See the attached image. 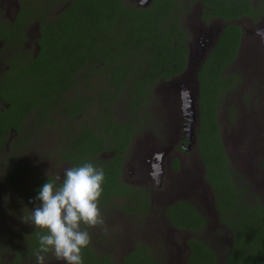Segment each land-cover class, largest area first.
I'll return each mask as SVG.
<instances>
[{"label":"flooded vegetation","instance_id":"1","mask_svg":"<svg viewBox=\"0 0 264 264\" xmlns=\"http://www.w3.org/2000/svg\"><path fill=\"white\" fill-rule=\"evenodd\" d=\"M8 4V8L1 6L0 9L5 11L7 20L12 21L18 9L16 10V6L11 9L12 4L10 2ZM200 14L201 11L199 13L201 26L206 27L214 22L211 21L208 24L202 22ZM234 26L239 29L240 36L236 56L230 64L237 60L240 70L236 73L238 77L233 78L223 77V71L226 69L222 71V80L228 84L231 82V86L227 87L223 93L229 89L234 91L235 85L244 82V89L252 90L255 99L258 98L261 103H258V107L255 108L250 105L240 115L234 113L233 115L232 109L227 115V123H230L229 115L234 117L232 120L234 123L231 126L228 125L231 129L229 137L236 139L250 137L253 142H256L252 153L244 152L243 148V152L236 151L235 155H230L227 151L225 154L228 164L236 172L244 175L249 181L251 190L256 192L259 191L258 175L261 172L264 173V163H254L252 172L256 174V178H252L251 173L248 174L250 166L245 167L243 158L250 154L252 157L264 155V11L258 10L253 18L244 17L234 22ZM33 27H35V34L32 37L34 50L31 51L32 46L26 41ZM38 28L35 23L23 28L25 36L23 47L28 55L36 56L38 53ZM223 31L216 37L208 54L217 44ZM202 33L200 38L209 39L207 32ZM215 36L211 39L214 40ZM187 45L189 49V44ZM1 48L2 42H0V51ZM6 71L7 67L2 54L0 55V83L3 85L5 75L8 73ZM81 74H84V77H80ZM3 75L4 78L1 80ZM102 75L101 72H84L83 69L76 72L74 77L66 81L65 92L58 99L59 103L55 105L57 110L44 109L45 112L41 115L46 117L45 119L42 117L25 119L22 126L27 132L26 137L17 136L11 130L0 154V191L8 195L20 194L22 211L19 210V218H24V221H16L17 230L11 232L7 241L5 237L8 235L4 234L8 232L1 233L0 264H73L75 239L85 240L84 236L88 239L92 228L100 229L106 226L108 230L116 227L123 231V234L119 236L121 241L123 240L122 243L119 245L115 243L113 247L102 250L98 247L95 249L88 240L85 241L98 255L109 254L110 260H113L115 264H192L189 262L192 250L189 241L197 237L209 242L218 264H222L226 252L232 247V235L220 221L221 214L217 210L216 196L198 152L199 122L198 125L195 123L191 125V129L193 128L191 132L186 118L179 109L175 116L170 115L162 121L160 132L163 134H158L149 128L146 130L145 126H150V122L153 123V121L141 119L139 124L128 119V81L112 79L109 82L111 85H108L107 80H101ZM87 79L93 81L87 82ZM233 81H235L234 84ZM32 82L35 83V80ZM87 83L92 87L96 85L98 89L102 86L110 93V96L106 97L107 110H101L97 106L94 114L98 118L93 121H90L89 117L83 118L82 113L76 114L73 119L66 117L64 111L67 112L72 107L82 110L81 104H84V101L79 103L76 98L71 100V97L76 93L82 95L87 90L85 88ZM115 93H118V98L125 96L124 112L126 114L122 120H119L114 114V109L112 110L110 98ZM176 94L179 104V94L174 92V95ZM63 100L67 102V106H64ZM173 100L176 104L175 99ZM245 100V97L239 98L234 104L237 106L241 102L242 105H246ZM235 105L231 106L236 107ZM233 110L236 111V109ZM107 117L110 119H106ZM86 130L93 134L94 140L101 144L103 150L96 156L89 157L88 161H77L82 152L80 144L89 137ZM147 133H150L151 137H147ZM14 138H17L18 142L25 140L27 145L18 144L15 145L14 150H11L10 143ZM41 144L46 147L53 145L52 150L46 154L41 153V157L45 160L48 161L50 158L48 161L50 165H44V162L37 163V157L35 159L32 157L30 162L24 161L26 152L23 150L30 148L34 150L32 152H35ZM114 149H118V153ZM239 155H242V161L238 158ZM68 157L71 160H66ZM11 158L16 159L6 163ZM236 159L239 160L238 163H235ZM87 162L90 165L84 167ZM82 166L84 168H81ZM155 169L159 172V179L154 178ZM102 171L111 173V177L117 181L116 184H112L109 192L111 193L110 204L108 200L101 204L105 199V192L101 189L104 185L95 184ZM90 182L91 184H88ZM63 190L65 193H62ZM260 202L264 203V190ZM67 203L69 206L65 207V211H61V219L53 217L49 224H40L34 219L37 208L43 204L47 208L59 209L64 208L63 205ZM117 206L118 209H115ZM128 206L134 208V211L128 212ZM173 208H180L188 214L197 213L204 222L203 229L195 233L174 227L168 217L170 212L175 211ZM113 212V218H110ZM74 215H77L78 220L74 219ZM80 223L83 225L81 226ZM54 224L65 230V233L51 237L50 227ZM128 229L133 232L132 240L135 239L134 243L131 241L130 247L126 237L129 233ZM105 233L107 231L103 228L97 237L104 238L102 235ZM67 236L70 240L66 239ZM26 238L34 242L44 238L47 242L42 248H28ZM138 242L147 246L136 248ZM61 245L63 248L58 249Z\"/></svg>","mask_w":264,"mask_h":264},{"label":"trees","instance_id":"2","mask_svg":"<svg viewBox=\"0 0 264 264\" xmlns=\"http://www.w3.org/2000/svg\"><path fill=\"white\" fill-rule=\"evenodd\" d=\"M12 1L18 9L12 21L0 9V55L3 54L8 71L4 85L0 83V154L11 130L17 136H27L22 126L25 119H45L41 115L44 109L57 110L55 105L65 92L66 81L87 66L88 71L103 73L101 80H107L108 85L112 79L128 81V119L138 123L141 119H151V113L144 109L154 95V87L186 70L190 36L181 22L195 2L202 5L200 20L206 24L236 22L244 17L253 18L258 10L264 11V0H152L145 9L124 0ZM3 2L6 0H0V5L8 8L9 4L4 6ZM33 23L39 27L36 56L28 55L23 47V28ZM239 36L236 26L227 25L199 69L198 152L216 196L220 221L232 235V247L222 264H264V206L258 199H249L253 190L242 187L240 175L228 164L216 119L219 98L231 86V82L222 80L221 73L236 56ZM85 88L82 95L76 93L71 97L79 103L84 101L82 110L78 107L67 112L62 110L66 117L73 119L82 113L83 118L93 121L98 118L94 114L97 106L107 110L106 97L110 93L102 86L98 89L89 83ZM116 99L118 93L111 95V101ZM63 102L64 106L68 105ZM86 133L89 137L80 144L82 152L77 161H88L103 150L93 134L87 130ZM25 142L14 138L10 149L14 150L18 144L27 145ZM114 150L118 153V149ZM87 165L90 163L84 167ZM98 183L104 185L101 189L105 199L101 204L107 200L110 204L109 192L117 181L111 173L102 171L95 181ZM173 210L168 217L174 227L195 233L203 229L204 222L197 213L188 214L180 208ZM133 211L128 206V212ZM76 216L74 219L78 220ZM83 239L88 240L86 236ZM26 240L28 248H42L47 242L44 238L37 242ZM85 240L75 239L73 264H115L109 254L98 255ZM146 246L138 242L136 248ZM189 246L190 263L218 264L207 240L197 237L189 241Z\"/></svg>","mask_w":264,"mask_h":264},{"label":"rangeland","instance_id":"3","mask_svg":"<svg viewBox=\"0 0 264 264\" xmlns=\"http://www.w3.org/2000/svg\"><path fill=\"white\" fill-rule=\"evenodd\" d=\"M126 3L131 4V5H137V0H124ZM11 3V9L15 8L13 7V1L12 0H6V2L4 4V6H6V4ZM1 7V5H0ZM202 9V5L200 4V2H195L189 12L186 14V16L182 19L181 25L182 27L188 31V35L190 36L189 40H188V44L191 45V49L189 51V53L191 52V54H193L192 57V61L196 60V58L198 56L201 55L202 51H203V47L202 50L200 49H196L195 44H197L198 46H200V42L198 41V39H201V33L202 32H208L209 26L212 25L213 23V28L212 30H218L220 27V24L217 23V21H214L212 24H210L209 26L203 27L199 24V13ZM180 13V12H179ZM246 25V24H245ZM244 25V26H245ZM35 27H33L30 30V37L28 38L27 44H30V46H32L31 51L34 50V46H33V35L34 33ZM204 33H202L203 35ZM29 46V47H30ZM189 57V54H188ZM89 66L85 67L83 69L84 72L88 71ZM226 70L223 71L222 76L223 77H238V71L240 70L238 65H237V60L233 63L230 64L229 66H227L225 68ZM94 74V73H93ZM80 77H84V74H81ZM185 80H176V81H168L167 83H158L155 87H154V95L151 99L148 100V104L145 107V111L148 113H151V119H148L149 121H153V123L150 122V126H145L146 130L149 128V130H155L158 134H163L160 132L161 130V123L162 121H165L170 115L171 116H175L177 114V112L179 111V104L177 101V94L174 95V92H178L179 94V88L177 87L178 84L181 83V81ZM244 80V79H243ZM88 81H93L92 79H87ZM179 86V85H178ZM187 86V84H186ZM245 83L241 82V84L239 85H235V90L231 91V89L227 90V92L222 93L220 98H219V103H218V108H217V114H216V119L219 125V140L223 146V149H225L224 151L229 152V154H233L235 155L236 151L237 152H243V148H244V152L247 151V153H252V151L255 148V144L256 142H253L250 137H246L244 136V138L241 139H236V138H230V133H231V129L229 126L232 125V123H234L232 120L234 119V117L232 115H229L228 120L230 123H227V115L230 114V110L232 112V114L234 113L239 114L244 110H247L250 105H253V108L258 107V103L259 102L258 98L255 99V94L252 90L247 91L246 89H244ZM187 87H191L192 85L189 84V86ZM86 91V90H85ZM229 91V92H228ZM94 92V90H93ZM69 98L71 97L70 95L68 96ZM82 98V96H80ZM245 97V103L246 105H242V103L240 102L237 106L234 104L235 101H238L239 98ZM258 97V96H257ZM176 101V104L174 103V100ZM124 100H125V96L122 95L121 98H118L114 101H112V110L114 109V114L115 116L119 119L122 120L123 118H125V112H124ZM231 105H235L236 107H233ZM233 109H236V111H234ZM233 114V115H234ZM141 116V115H140ZM127 118V117H126ZM240 118V117H239ZM236 121V120H235ZM27 127L29 126V122L26 123ZM145 124V123H143ZM229 125V126H228ZM152 127H154L152 129ZM147 137H151L150 133H147ZM53 145L50 144L47 147L43 144H41V147H39L38 149L35 150V152L33 149L29 150H23L26 153V159L24 161H32V159L34 158H38L37 163H42L44 162V165L48 164L50 165V163H48L47 160H45L44 158L41 157V153L46 154L48 151L52 150ZM242 149V150H240ZM259 149V148H257ZM28 151V152H27ZM237 155V154H236ZM46 156V155H44ZM241 156V157H239ZM238 158L242 161V155H239ZM33 157V158H32ZM252 158L254 160H252ZM16 158H11L8 159L6 161V163H8L9 161H14ZM244 160V165L245 167L250 166V171H248V174L251 173V177L252 178H256V174L252 172L253 170V165L258 164V162H260L261 164L264 163L262 160H264V155L263 154H259L256 157H252V154L247 155L245 158H243ZM239 160H235V163H238ZM235 167H237L234 164ZM236 172V171H235ZM238 175H240V181L242 184V187L245 189L247 188L248 191L251 189L249 181L244 177V175H242L241 173L236 172ZM249 179V177H248ZM257 183H259L258 185V190L259 191H254L252 194L254 195H250L249 199L250 200H261L262 199V193L264 190V173L261 172L260 175H258V181ZM247 192V191H245ZM262 205L264 206V203H262ZM69 204L67 203V205H63L64 208H47L44 204L41 205V207L37 208V213L35 216V220L36 222H39L40 224H44V223H51L53 217L56 218H60L61 219V211H65L66 208H68ZM119 206V205H118ZM118 206L115 209H118ZM22 207V202L20 199V194L19 193H11L10 195L6 194L5 192H1L0 191V219L2 221H0V236L2 232H8L7 234H4L5 236V240L7 241V238L9 236H11V232H13L14 230H17V224L16 221L20 220L21 222L24 221V218H19V210L22 211L21 209ZM66 207V208H65ZM5 212V215H4ZM110 215V213H109ZM114 215V212L110 215V218H113L112 216ZM65 216V214H64ZM109 217V216H108ZM14 218V219H13ZM26 219V218H25ZM27 220V219H26ZM129 225V224H128ZM22 228V227H21ZM106 230L107 233H105L104 235H102L104 238L101 237H97L100 232ZM100 229L97 228H92L93 230L90 231L89 234V238L88 241L90 242V244L97 249L101 248L102 250H105L107 247L111 248L114 246L115 243H117V245H119L120 243H122L121 241V236L123 234V231L119 228H114L113 229H107L108 226L103 227ZM131 229H128V232L126 234V237H128L127 241H128V247H130L131 241L134 243L135 239L132 240V234L133 232L130 231ZM133 230V227H132ZM63 233H65V230H62L57 224H54L50 227V236L51 237H57L59 235H62ZM225 235V234H224ZM226 237H228L227 235H225ZM61 237V236H60ZM67 240H70V237L67 236L66 238ZM66 240V241H67ZM122 246V245H120ZM126 247V246H125ZM63 248V245H61V247L58 246V249ZM101 250V251H102ZM99 251V250H98ZM109 252V249L107 250Z\"/></svg>","mask_w":264,"mask_h":264},{"label":"water","instance_id":"4","mask_svg":"<svg viewBox=\"0 0 264 264\" xmlns=\"http://www.w3.org/2000/svg\"><path fill=\"white\" fill-rule=\"evenodd\" d=\"M152 0H137V6L139 8L145 9L151 4ZM17 7V4L15 5ZM217 23L220 24V27L218 30L213 31V24L209 26L207 36L209 39L203 40V38L198 39L200 42V46L195 44L196 49L202 50V47L204 48L201 55L196 58V60L192 61L193 54L191 52L189 53L188 61H187V67L186 70L182 73V75L174 78L171 81L176 80H182L185 78V80L181 81L179 84V109L182 115L187 120V126L189 127L190 131L192 132L193 128L191 129L192 124H197L199 122V106H198V99H199V82H198V72L202 65V63L205 60L206 55L208 54L211 46L214 44V41L216 37L219 35L221 31L224 30V28L227 25H234V22H223V21H217ZM214 40L211 38L214 36ZM191 49V45H189V51ZM189 84L192 85L191 87H187ZM154 178L159 179V172L157 169H155L154 172Z\"/></svg>","mask_w":264,"mask_h":264}]
</instances>
